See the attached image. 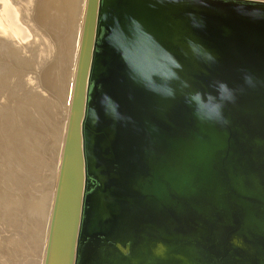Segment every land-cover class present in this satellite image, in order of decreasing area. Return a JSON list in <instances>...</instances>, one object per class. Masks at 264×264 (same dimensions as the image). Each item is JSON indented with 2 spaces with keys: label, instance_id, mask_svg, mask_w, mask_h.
<instances>
[{
  "label": "water",
  "instance_id": "95a60500",
  "mask_svg": "<svg viewBox=\"0 0 264 264\" xmlns=\"http://www.w3.org/2000/svg\"><path fill=\"white\" fill-rule=\"evenodd\" d=\"M44 259L264 264V0H88Z\"/></svg>",
  "mask_w": 264,
  "mask_h": 264
},
{
  "label": "rangeland",
  "instance_id": "374dc122",
  "mask_svg": "<svg viewBox=\"0 0 264 264\" xmlns=\"http://www.w3.org/2000/svg\"><path fill=\"white\" fill-rule=\"evenodd\" d=\"M4 1L0 0V14H1L0 15V254H1L0 255V261H3L5 259V261H6V262L4 261L5 264H20V262H19L20 258L19 257L21 256L20 255L21 249L18 248V246H19V244H21V245L24 244L23 243L24 241L21 240L20 238L23 235L24 228L27 227V225L29 223L28 217L30 218L31 216H28L27 212L25 213V210L22 211L23 209H20L19 206H17L18 205L17 202L22 198V195L30 197L34 194L33 197H30V200L32 199L31 201H34V202H36L37 196L39 198V195H41L42 186H43V184H45V179H46L47 175L49 174V172H48L49 170H47L46 167H43V166H45V164H43V163L46 159V156L45 155L42 156V154H43L42 153V146L44 143H46V141L49 138V136H46V135H51V133H52L51 130L54 128V126L52 124H54V125L56 124V126L58 127L60 125V122H62V120L59 117H57V118L60 119V121L56 118V110H54L57 108V107L55 108V106H54V104L56 103L57 97L54 96V93H52L51 91H49L47 89H44V87L41 86L42 84H40V83H42V82L40 81V76L41 75L43 76V73L46 72L47 73L46 75H48V76H46V79H49L50 81L53 82L55 89H57V88H59V86H61L60 82L62 81V79H61L62 77H60V76H63L64 69L67 66V63H65L66 62L65 55L67 53L66 46L68 47V45H66V44H69L71 42V40H70V38L69 39L67 38L69 36H67L68 34L65 33L66 30L61 28V27H64V28L66 27V26H63V24L62 25L56 24L57 26L56 25H54V26L49 25V27H46V25L44 26V24L41 25V24L35 23L33 17H32L33 20L31 21L30 16L32 15L31 11H32L33 6L31 3H29V0L28 1L27 0H20V1L19 0H4ZM19 2H20V4H19ZM30 2H31V0H30ZM24 3H26V4H24ZM28 3H29V5H28ZM32 3H34V2H32ZM3 5H5V7L8 6V7H6L7 10ZM28 6H30V7H28ZM25 7H28V9L25 10ZM4 9H5L4 12H6V13L3 12ZM10 10H12V11H10ZM52 13L53 12H51V14ZM26 14H29V15H26ZM9 15H10V17H9ZM4 16L8 20L6 18H4ZM54 16H57V14L55 13ZM80 19H81V17H80ZM12 20H13V22H12ZM6 21H8V22H6ZM17 21H18V23H17ZM8 24H10V26ZM36 24L39 26H37ZM55 26H56V29L53 30L54 31L53 32L52 29H54ZM30 27H32V28H30ZM50 27H51V30H49ZM15 28H18V30ZM39 29H41L42 31ZM57 29H59V31ZM10 30L14 31V32L16 30L17 35L13 32L11 34ZM43 30L44 31L46 30L45 32L48 34H45ZM19 31L21 33H18ZM51 31L53 34H51ZM61 31H62V33H61ZM39 32L40 33L43 32V33L40 34ZM64 34H67V35H64ZM46 35L49 38L46 37ZM50 37H51V39H50ZM58 37H59V39H58ZM57 39H58V41H56ZM64 45H65V47H63ZM58 46H59V48H58ZM49 48H51V49L49 50ZM76 51H77V48H76ZM58 53L62 54V55H58ZM75 54H76V52H75ZM54 55H56V56H54ZM57 56L58 57L60 56V57L57 58ZM57 60H59V61L57 62ZM75 60H76V55H75ZM64 63H65V65H64ZM59 65H61L60 67H63L64 69L60 68ZM72 68L75 69V62L73 64ZM55 69H58V70L55 71ZM39 71H40V73H39ZM41 72H42V74H41ZM50 73L52 75H50ZM37 75H39V76H37ZM73 75H74V73H73ZM36 77H37V79H36ZM56 77H57L58 81H57ZM38 79L40 82L38 81ZM54 79H55V81H54ZM69 81L73 82V77ZM68 84H72V83L68 82ZM42 88H43V90H42ZM47 94H48V96H47ZM46 101H47V103H46ZM63 106H65L64 103L62 104V107ZM52 107H54V108L51 111ZM48 118H50V119H48ZM48 127H50V128H48ZM44 130H45L46 134L43 133ZM46 130L48 132H51V133L49 134ZM42 138H43V140H42ZM43 141H45V142H43ZM39 146H40V148H39ZM36 149H38V150H36ZM39 151L41 152L40 154H39ZM38 155L39 156L41 155L42 157L40 156V158L43 159V157H44V159L43 160L40 159ZM26 157L27 158L29 157V159L26 160ZM35 157H36V159L34 161ZM23 159H24V162H22ZM32 161H34V162H32ZM27 162L30 164H28ZM24 163L27 165V167H24V166H26ZM36 164H38L39 167ZM34 165H36V166H34ZM40 166H41V168H40ZM29 167H31V168H29ZM32 172L35 174L30 176V174H32ZM24 173L27 176H25ZM36 179L38 182L35 181ZM24 182H26V183H24ZM33 182L35 185L32 184ZM28 185H30L29 187L31 189H29ZM17 187H19L20 190ZM40 187H41V189H40ZM17 190H19V191H17ZM19 193H21V194H19ZM31 193H33V194H31ZM18 194H19V196H18ZM38 201L39 200H37V202ZM14 205L16 207H14ZM20 231H22V232H20ZM17 232H19V233H17ZM5 247L7 248V250H9L11 247L9 253ZM4 248H5V250H4ZM11 252H12V254H11ZM2 258H4V259L1 260ZM43 258L44 257L42 256V259ZM9 259H11V260H9ZM12 260H14L13 263H12Z\"/></svg>",
  "mask_w": 264,
  "mask_h": 264
},
{
  "label": "bare ground",
  "instance_id": "6f19581e",
  "mask_svg": "<svg viewBox=\"0 0 264 264\" xmlns=\"http://www.w3.org/2000/svg\"><path fill=\"white\" fill-rule=\"evenodd\" d=\"M2 1V0H1ZM4 1V0H3ZM20 1V0H19ZM28 1V0H27ZM5 2V1H4ZM34 2V3H32ZM2 3V2H1ZM29 3L32 4V15L31 17V21L33 20L32 17L34 18L35 23L41 24L44 26L46 25V27H49V25H56V24H63L64 30H66L64 35H67L69 37H67L68 39L70 38L71 42L68 45V47L66 46L67 49V53L65 55V60L67 63L66 68L64 69L63 67H60L61 65H59L60 68L64 69V73L62 77V81L61 86H59V88L55 89V86L53 84L52 81H50L49 79H46V75L47 73L44 72L43 76H40V81L42 83L41 86L44 87V89H47L49 91H51L52 93H54V96L57 97L56 103L54 104L55 108L54 110H56V118L59 117L62 122H60V125L57 127L56 124H52L54 126V128L51 130V132H47L51 135H46L49 136L48 140L46 141V143H42V156L45 155L46 159L44 161L43 164H45L47 170H49V174L47 175L46 179H45V184H43L42 186V193L41 195H39V198L37 196L36 202L31 201L30 197L24 196L22 195V198L17 202V206H19L20 209H23L22 211L25 210V213L27 212L28 216H31L30 218L28 217V225L27 227L24 228V232L22 237L20 238L21 240H23L24 244L21 245L19 244L18 248L21 249V256L20 258V264H45V252H46V246H47V241H48V236H49V230H50V224H51V216H52V207H53V202H54V196H55V190H56V185H57V180H58V172L60 169V165H61V158H62V152H63V148H64V143L67 137V133H68V127H69V120H70V116H71V106H72V101H73V97H74V91H75V81H76V75H77V70H78V63H79V57H80V52H81V47H82V39H83V33H84V24H85V17H86V11H87V4H88V0H29ZM28 3V5H29ZM13 4V3H12ZM20 4V2H19ZM23 4V3H22ZM26 4V3H24ZM5 7V5H3ZM11 6V5H10ZM31 6V5H30ZM28 6V7H30ZM3 7V8H4ZM8 7V6H6ZM5 7V8H6ZM28 7H25V10L28 9ZM7 10V8H6ZM9 10V9H8ZM5 11V9L3 10V12ZM12 11V10H10ZM28 12V11H27ZM51 12H53L51 14ZM6 13V12H4ZM3 13V14H4ZM8 13V12H7ZM16 13V12H15ZM55 13L57 14V16H54ZM1 15V14H0ZM29 15V14H26ZM8 17V16H7ZM10 17V15H9ZM81 17V19H80ZM2 18V17H1ZM4 18H6L4 16ZM26 18V17H25ZM7 19V18H6ZM27 19V18H26ZM30 19V18H29ZM8 20V19H7ZM16 20V19H15ZM30 21V20H29ZM2 22V21H1ZM8 22V21H6ZM13 22V20H12ZM18 23V21H17ZM12 24V23H11ZM16 24V23H15ZM10 26V24H8ZM37 25V24H36ZM48 25V26H47ZM8 26V27H9ZM39 26V25H37ZM36 26V27H37ZM57 26V25H56ZM56 26L53 30L56 29ZM4 27V26H3ZM14 27V26H13ZM18 27V26H17ZM43 27V26H42ZM32 28V27H30ZM38 28V27H37ZM44 28V27H43ZM53 28V27H52ZM18 30V28H15ZM60 29V28H59ZM59 29H57L59 31ZM5 30V29H4ZM12 30V29H11ZM10 30V31H11ZM41 30V29H39ZM49 30H51V27L49 28ZM42 31V30H41ZM44 31V30H43ZM46 31V30H45ZM44 31L45 34H48ZM51 31V34H53ZM57 31V32H58ZM15 33L17 35V31H11V34ZM32 32V31H31ZM38 32V31H37ZM54 32V31H53ZM18 33H21L20 31ZM40 33V32H39ZM43 33V32H41ZM40 33V34H41ZM62 33V31H61ZM60 33V34H61ZM23 34V33H22ZM50 34V33H49ZM57 34V33H56ZM55 35V34H54ZM62 35V34H61ZM14 36V35H13ZM33 36V35H32ZM38 36V35H37ZM56 36V35H55ZM54 36V37H55ZM59 36V35H58ZM46 37H48L46 35ZM63 37V36H62ZM61 37V38H62ZM38 38V37H37ZM49 38V37H48ZM40 39V38H39ZM51 39V37H50ZM55 39V38H54ZM59 39V37H58ZM58 39L56 41H58ZM65 39V38H64ZM63 39V40H64ZM67 39V40H68ZM49 40V39H48ZM55 41V42H56ZM69 41V40H68ZM60 42V41H59ZM58 42V43H59ZM64 42V41H63ZM62 42V43H63ZM78 42V43H77ZM18 43V42H17ZM52 43V42H51ZM21 45V44H20ZM51 45V44H50ZM58 45V44H57ZM60 45V44H59ZM55 46V45H54ZM53 46V47H54ZM56 47V46H55ZM62 47V46H61ZM65 47V45L63 46ZM59 48V46H58ZM57 48V49H58ZM77 48V51H76ZM37 49V48H36ZM51 48H49L50 50ZM65 49V48H64ZM54 50V49H53ZM59 50V49H58ZM63 50V49H62ZM45 52V51H44ZM55 52V51H54ZM57 52V51H56ZM59 52V51H58ZM62 52V51H61ZM60 52V53H61ZM64 52V51H63ZM76 52V54H75ZM38 55V54H37ZM51 55V54H50ZM58 55H62L59 54ZM75 55H76V60H75ZM56 56V55H54ZM60 57V56H59ZM57 56V58H59ZM64 58V57H63ZM62 58V59H63ZM61 59V60H62ZM56 61V60H55ZM59 60H57L58 62ZM64 61V60H63ZM62 61V62H63ZM75 62V69L72 68L73 64ZM50 63V62H49ZM64 63V65H65ZM53 64V63H52ZM63 64V63H62ZM48 65V64H47ZM54 65V64H53ZM52 65V66H53ZM58 67V66H57ZM54 68V67H53ZM56 68V67H55ZM44 69V68H43ZM46 69V68H45ZM48 69V68H47ZM58 69H55V71H57ZM49 72V71H48ZM52 72V71H51ZM59 72V71H58ZM37 73V72H36ZM40 73V71H39ZM74 73V75H73ZM42 74V72H41ZM57 74V73H56ZM50 75H52L50 73ZM59 75V74H58ZM73 75V76H72ZM39 76V75H37ZM54 76V75H53ZM59 77V76H58ZM73 77V82H70L69 80ZM48 78V77H47ZM52 78V77H51ZM37 79V77H36ZM57 79V77H56ZM35 80V79H34ZM39 81V79H38ZM39 81V82H40ZM55 81V79H54ZM58 81V79H57ZM56 81V82H57ZM72 83V84H68ZM58 84V83H57ZM57 87V86H56ZM41 90V89H40ZM43 90V88H42ZM43 92V91H42ZM48 93V92H47ZM39 94V93H38ZM50 95V94H49ZM45 96V95H44ZM48 96V94H47ZM52 96V95H51ZM43 97V96H42ZM45 99V98H44ZM28 100V99H27ZM53 100V99H52ZM55 102V101H54ZM47 103V101H46ZM49 103V102H48ZM53 103V102H52ZM64 103L65 106L62 107V104ZM51 104V103H50ZM49 106V105H48ZM37 107V106H36ZM54 107L51 108V111ZM37 115V114H36ZM51 115V114H50ZM53 117V116H52ZM54 118V117H53ZM50 119V118H48ZM58 119V118H57ZM60 119H58L60 121ZM44 121V120H43ZM43 123V122H42ZM46 123V122H45ZM51 123V122H50ZM43 125V124H42ZM51 125V124H50ZM49 126V125H48ZM41 127V126H40ZM21 128V127H20ZM46 128V127H45ZM50 128V127H48ZM44 129V128H43ZM42 129V130H43ZM39 132V131H38ZM43 132V131H42ZM45 130H44V132ZM44 134V135H45ZM40 137V136H39ZM44 138V137H43ZM42 138V140H43ZM38 139V138H37ZM36 141V140H35ZM37 142V141H36ZM45 142V141H43ZM37 144V143H36ZM39 144V143H38ZM35 145V144H34ZM40 148V146H39ZM30 149V148H29ZM35 149V148H34ZM38 150V149H36ZM37 152V151H36ZM38 153V152H37ZM41 152L39 151V154ZM25 154V153H24ZM39 156V155H38ZM41 156V155H40ZM39 156V158H40ZM41 156V157H42ZM25 158V157H24ZM29 157H26V160H28ZM36 157L34 158L35 161ZM42 159V158H40ZM44 159V157H43ZM42 159V160H43ZM33 160V159H32ZM31 161V160H30ZM32 161V162H34ZM24 162V159L23 161ZM26 162V161H25ZM39 162V161H38ZM43 162V161H42ZM28 163V162H27ZM40 163V162H39ZM25 164V163H24ZM30 164V163H28ZM26 165V164H25ZM32 165V164H31ZM38 165V164H36ZM34 165V166H36ZM24 167H27L24 166ZM39 167V165H38ZM31 168V167H29ZM41 168V166H40ZM38 170V169H37ZM44 170V169H43ZM27 171V170H26ZM29 171V170H28ZM36 171V170H35ZM40 172V171H39ZM26 173V172H25ZM24 173L25 176H27ZM47 173V172H46ZM35 173L32 172L31 175H33ZM39 174V173H38ZM40 175V174H39ZM43 175V174H42ZM18 176V175H17ZM35 176V175H34ZM33 176V177H34ZM38 176V175H37ZM41 177V176H40ZM28 179V178H27ZM26 179V180H27ZM30 179V178H29ZM39 179V178H38ZM41 179V178H40ZM37 181V179L35 180ZM40 181V180H39ZM38 182V181H37ZM43 182V181H42ZM26 183V182H24ZM31 183V182H30ZM40 183V182H39ZM22 184V183H21ZM34 184V182L32 183ZM19 185V184H18ZM27 185V184H26ZM35 185V184H34ZM33 185V186H34ZM30 185H28L29 187ZM32 186V185H31ZM11 187V186H10ZM19 190L20 188L17 187ZM35 188V187H34ZM38 188V187H37ZM22 189V188H21ZM29 189H31L29 187ZM33 189V188H32ZM39 189V188H38ZM41 189V187H40ZM17 190V191H19ZM35 190V189H34ZM23 191V190H22ZM24 192V191H23ZM22 192V193H23ZM28 192V191H27ZM18 193V192H17ZM21 194V193H19ZM18 194V196H19ZM26 195V194H25ZM15 198V197H14ZM36 198V197H35ZM11 199V198H10ZM17 200V199H16ZM37 200H39L37 202ZM16 203V202H15ZM14 203V204H15ZM14 207H16L14 205ZM13 207V208H14ZM15 209V208H14ZM20 212V211H19ZM24 213V214H25ZM17 214V213H16ZM26 215V214H25ZM22 217V216H21ZM27 217V216H26ZM16 218V217H15ZM25 218V217H24ZM23 218V219H24ZM19 219V218H18ZM26 219V218H25ZM17 221V220H16ZM22 222V221H21ZM16 225V224H15ZM23 225V224H22ZM26 225V224H25ZM18 227V226H17ZM11 229V228H10ZM17 230V229H16ZM19 231V230H18ZM22 232V231H20ZM12 233V232H11ZM19 233V232H17ZM15 238V237H14ZM17 239V238H16ZM22 242V241H21ZM4 244V243H3ZM13 244V243H12ZM11 244V245H12ZM18 244V243H17ZM16 245V244H15ZM4 246V245H3ZM10 246V245H9ZM8 247V246H7ZM6 248V247H5ZM4 248V250H5ZM14 248V247H13ZM11 249V247H10ZM9 250L8 251L9 253ZM17 249V248H16ZM18 252V251H17ZM12 254V252H11ZM1 255V254H0ZM18 255V254H17ZM16 255V256H17ZM42 256L44 257L42 259ZM3 257V256H2ZM6 258V257H5ZM11 258V257H10ZM4 258H2L1 260H3ZM15 259V258H14ZM18 259V258H17ZM11 260V259H9ZM19 260V259H18ZM5 259L3 261H0V264H5ZM14 262V260H12V263Z\"/></svg>",
  "mask_w": 264,
  "mask_h": 264
},
{
  "label": "clouds",
  "instance_id": "9594fccd",
  "mask_svg": "<svg viewBox=\"0 0 264 264\" xmlns=\"http://www.w3.org/2000/svg\"><path fill=\"white\" fill-rule=\"evenodd\" d=\"M104 100L105 101H107L108 100V98L107 97H105L104 98ZM213 111H215L216 112V114L217 115H219V113H218V111L217 110H213ZM92 117H93V122L95 123V122H97L98 121V116L96 115V113H95V110L93 109V112H92Z\"/></svg>",
  "mask_w": 264,
  "mask_h": 264
}]
</instances>
